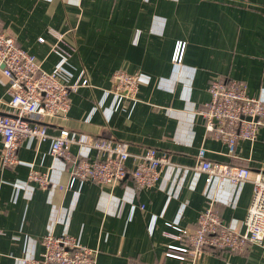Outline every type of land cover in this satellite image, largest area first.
<instances>
[{"label":"crops","instance_id":"crops-1","mask_svg":"<svg viewBox=\"0 0 264 264\" xmlns=\"http://www.w3.org/2000/svg\"><path fill=\"white\" fill-rule=\"evenodd\" d=\"M0 29L45 72L57 62L49 29L76 48L67 69L72 80L84 70L89 86L70 94L65 119L41 121L50 137L64 128L126 143L132 155L164 151L172 162L154 188L137 189L128 178L110 188L90 182L68 188L69 173L50 154L52 139L24 140L14 168L2 166L0 139V264L40 259L47 234L76 237L96 251V264H187L165 257L167 245L184 242L163 233L194 229L210 199L219 201L224 223L244 232L252 183L207 184L194 167L204 148L210 162L264 174V126L253 143L239 141L229 158L225 145L205 131L198 111L216 77L240 81L250 96L264 97V0H0ZM178 43L182 59L174 65ZM120 69L141 81L134 100L124 98L109 110L112 75ZM8 100L0 74V113H9ZM30 168L49 172V190L27 181ZM200 264H264V250L251 245L237 255L209 249Z\"/></svg>","mask_w":264,"mask_h":264},{"label":"built area","instance_id":"built-area-1","mask_svg":"<svg viewBox=\"0 0 264 264\" xmlns=\"http://www.w3.org/2000/svg\"><path fill=\"white\" fill-rule=\"evenodd\" d=\"M48 32L53 38L50 52L57 62L50 72H45L34 55L0 29V74L7 81L9 97V113H0L2 166L14 168L21 163L17 154L24 140L42 143L52 139L50 154L61 160L69 173L68 188L85 182L110 188L127 178L137 189L154 188L162 169L172 165L167 152L148 148L132 155L126 143L64 128L55 136H49L41 121L65 119L71 106L70 94L89 86V81L84 70L72 80L73 75L67 67L76 48L64 34L53 29ZM38 40L44 42L43 38ZM182 52L183 45L178 43L172 56L174 65H180ZM140 81L137 74H128L123 69L116 71L112 75L113 101L109 110L117 109L124 98L134 100ZM207 90L209 100L198 114L205 131L225 145L227 157L234 158L237 143H253L264 126V97L250 96L244 83L221 77L210 80ZM72 146L78 148L77 153L71 152ZM129 160H132V167L126 166ZM194 170L206 175L207 184L226 181L240 187L248 181L252 183V200L244 220V232L240 233L234 223H224L217 210L219 201L210 199L199 212L194 229H175L176 235L163 233L169 239L184 242L182 246L167 245L165 257H179L187 264H200L203 252L209 249L237 255L247 252L251 245L264 250V174H252L247 167L210 162L204 148L198 150ZM27 181L34 182L43 191L51 186L48 171L30 168ZM40 243L41 258L24 260L22 264H96V251L83 246L74 236L47 234Z\"/></svg>","mask_w":264,"mask_h":264},{"label":"trees","instance_id":"trees-1","mask_svg":"<svg viewBox=\"0 0 264 264\" xmlns=\"http://www.w3.org/2000/svg\"><path fill=\"white\" fill-rule=\"evenodd\" d=\"M214 253H217L216 251H213Z\"/></svg>","mask_w":264,"mask_h":264}]
</instances>
